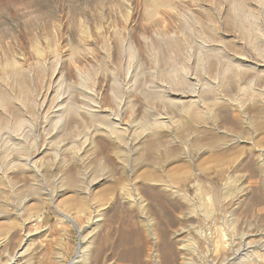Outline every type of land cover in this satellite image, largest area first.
I'll return each instance as SVG.
<instances>
[{"label":"rangeland","instance_id":"1","mask_svg":"<svg viewBox=\"0 0 264 264\" xmlns=\"http://www.w3.org/2000/svg\"><path fill=\"white\" fill-rule=\"evenodd\" d=\"M11 1L13 4L9 6L10 8L4 10L1 9L3 8L1 7L3 0L0 3V32L6 31L2 35L9 32L13 35L12 37L11 34L6 35L4 38L0 36L2 41L4 39L3 43L5 44H1L2 41H0L2 45H0L2 51H0V77L6 78L17 69L13 56L27 59L28 65H26L32 68L33 76L25 75L21 84L6 80V82L0 83V90L18 96L20 91L26 88L30 92L33 91L32 93H35L37 99L42 100L51 88L50 92L53 93L51 97L55 94L61 99H68L69 101L71 119L67 120L69 125L67 122L65 124L67 126L63 125L67 130L62 132L65 135L71 131V134L63 136L61 132L57 138L50 139L47 131L41 133L39 128L37 130V125L32 131L29 128L25 129V131L29 130L23 137L27 136L31 139L28 140L29 142L33 140L35 142L36 139L35 143H39L38 146L42 149L41 151L45 150L33 159L37 162L36 167L39 170L37 173L27 166H8L10 169L7 170L4 145L8 140L9 133L8 131L4 133L0 131V155L3 152L4 157L2 155L1 157L6 158L1 159V161H6L4 165V162H0V165L3 166H0V264L6 260L9 254L16 251L21 244L20 242H24L25 239L27 241L25 242L31 245V253L28 252L23 259V261L28 262L27 264H72L71 262L78 260L79 247H89L91 241H93V246L91 244L90 249L91 253L96 255H94L95 261L92 260L91 263L88 260L84 262L85 264H158L160 262L161 264H213V254L220 252L222 257L226 256L227 258L230 256V245L237 244V248L241 246L242 249H247L244 243L249 241L254 248L249 246L250 249L244 251V254L247 252L246 255H248L245 257L247 264L249 261L252 264H264V168L260 169L257 164L261 155V152L258 151H264V98H262L264 96L262 91L264 90V3L260 0H171L170 8H168L170 11L163 8L155 13L156 16L148 17L147 10L152 3L151 0ZM97 1L104 3L99 2L98 4ZM127 2H130V5ZM148 3L150 4L148 5ZM88 4L91 5H89L90 8ZM38 5L43 8L41 9ZM67 5L69 6L67 7ZM146 5L147 7H145ZM127 6L130 7L127 8ZM37 7L40 9L39 11ZM92 7L96 9L94 10ZM69 9H72L73 12ZM134 11L137 12V18ZM53 12L54 14H52ZM42 13H47L52 21L49 22V19L43 18V15L40 16ZM61 13L62 15H59ZM35 20H38L39 23ZM83 21L88 27H83L80 23ZM56 26L61 29L60 33L63 34L60 35V38L57 37V31H55L57 30ZM82 29L85 31L83 32ZM159 33L160 35H158ZM23 36L24 38H22ZM110 36L112 37L110 38ZM119 38L122 39L119 40ZM161 39L162 41H160ZM167 41L168 43L172 41L176 43L175 48L173 49L174 46L172 45H166L168 44ZM162 42L163 44H161ZM204 43L207 44L208 48H206L207 50L204 49L205 54L201 58L200 48L201 44ZM128 46L135 50V55L132 58ZM169 46H172V49ZM1 47L6 48L3 50ZM10 49L17 55H13ZM7 50L11 52L9 53ZM73 50H78V53L75 52L72 55ZM161 50L162 52H159ZM21 52L25 54L20 55ZM198 52L199 54H197ZM159 54L163 56H158ZM216 55L217 59L213 57ZM167 56L170 58L168 63L166 62L169 60L166 58ZM196 57L197 59H195ZM173 58L175 61H172ZM239 58L248 59L244 72L238 76L233 68L232 70L235 72L226 73L227 79L224 74L227 69L226 66L231 63H238ZM209 59H212L213 62ZM250 62L262 66L255 67ZM174 63L175 66L179 65L178 68L176 66L179 72L175 70ZM181 63L185 66H182ZM131 65L136 69L133 68L134 70H132ZM164 69L165 71L170 70L166 72L173 73L176 71L178 75L187 77L189 84L183 91L188 93L196 91L201 95L207 94L208 97L202 96L209 99L213 95L205 91L211 85L214 87L216 97L219 98V104H211L212 107L209 106L206 110L202 107L197 109L196 106L197 108L189 110L190 113L183 114L182 106L175 107L176 110L174 106L168 108L165 105L167 107L165 109L161 102L149 100L146 95L147 92L150 93L153 90V92H158L162 89H165L164 92L167 90L174 92L173 90H175L167 77L169 74L164 72ZM128 71L134 74L135 71H138L137 78L132 79L133 75L129 74ZM252 80L256 83L251 82ZM86 81L91 83L88 84ZM249 83L250 85H248ZM247 85L252 87L254 91L249 90L250 92L240 94L241 88L249 89ZM204 87L206 88L204 89ZM94 90L95 93H93ZM160 92L163 93V90ZM116 93L120 95L119 103L121 101L126 106L120 107L122 108V119L125 122L126 120L127 122L134 120L137 124L134 123L135 126H138V128L135 127L137 140L133 139L132 143H128L125 136L122 137L123 139L114 141L109 134L106 133V135L103 131V134H100L101 130L97 131L92 125L93 123L90 124L92 121L88 122V116L84 115V111L82 112L83 109L91 107L96 110L95 107L97 106L101 107V110L95 114L101 116L109 115L107 112L110 110L118 111L120 104L118 106L116 103L113 105L114 94L117 95ZM89 97L92 98L89 99ZM90 101L93 102L90 103ZM15 102L12 101V106H8L4 111H2L3 107H0V121L2 120V123L3 121L7 124L11 123L12 120L10 119L16 113H20L21 119L28 120L31 116L30 108L28 110L22 108L21 104ZM86 104L90 107H87ZM214 105L216 107H213ZM75 106L77 107L75 108ZM55 109L57 110V108ZM131 109H133V113ZM56 110L53 111L56 112ZM77 110L81 113L79 114ZM98 110L96 111L98 112ZM245 115L250 119L248 120L250 129H245V132L242 133L244 135L238 134V130L231 133L230 119H234V116L237 121L241 122ZM82 116L83 118H81ZM107 119L110 121L113 117H107ZM107 119L105 118V120ZM81 121L88 122L92 125L87 123L91 128L85 129ZM41 122L36 123L40 125ZM157 122L158 124H156ZM77 126L82 131L81 133L76 129ZM156 126L158 127L156 128ZM77 130L79 135L75 133L78 132ZM89 130L92 131L89 146L88 144L85 145L83 150L81 147V150L75 147L74 150L69 144L68 149L66 147L67 152H65L66 150L64 153L59 152V155L56 156L54 153L55 141L67 140L69 137L68 141L71 140V143L78 136H84ZM31 132L35 137H32ZM94 132H96L97 137L93 135ZM236 133L238 137H235L237 136ZM70 135H77V137L72 136L70 139ZM47 138L50 140L47 141ZM45 140L46 142H44ZM49 141L53 144L51 150H48L47 145H45ZM251 142H255L254 147L248 144ZM132 147L134 148L132 149ZM115 149L121 155L116 153L117 150ZM251 149L252 151H250ZM252 153L254 155H251ZM124 164L126 169L123 168ZM147 176L152 178L149 180L146 178ZM135 188H137L138 193ZM139 192L145 200L146 208L150 209V213L146 209V221L139 217L137 209L134 208V203L131 202L132 199L134 201L137 198ZM56 207L75 218L81 225L82 231L74 228L67 220H62L55 210ZM97 220L100 221L96 222ZM167 222L169 224H166ZM151 225L152 227H150ZM145 226L148 228L145 229ZM27 232L29 233L28 237ZM251 236L253 237L251 238ZM83 237L85 238L83 239ZM189 243L191 245H187ZM179 244L181 245L179 246ZM185 245L192 248L191 254L193 256L185 250ZM256 251L258 255L255 254ZM172 254L175 256L179 254V256L175 257Z\"/></svg>","mask_w":264,"mask_h":264},{"label":"bare ground","instance_id":"2","mask_svg":"<svg viewBox=\"0 0 264 264\" xmlns=\"http://www.w3.org/2000/svg\"><path fill=\"white\" fill-rule=\"evenodd\" d=\"M37 1V0H36ZM39 1V0H38ZM48 1V0H47ZM77 1V0H76ZM89 1V0H88ZM104 1V0H103ZM103 1H101V2H103ZM123 1V0H122ZM148 1V0H147ZM152 1V3L150 4V3H148V5L150 4V6L148 7L149 9L147 10V15H148V17H152L153 15L154 16H156L155 15V13H157L160 9H163V8H170L169 7V4H170V1L171 0H151ZM260 1H262L263 3H264V0H260ZM2 2V0L0 1V3ZM19 2H20V0H19ZM24 2V1H23ZM49 2V1H48ZM81 2V1H80ZM98 2V4H99V2L100 1H97ZM100 2V3H101ZM131 2V1H130ZM129 2V3H130ZM137 2V1H136ZM145 2V1H144ZM175 2V1H174ZM33 3H34V1H33ZM40 3V2H39ZM38 3V4H39ZM53 3V2H52ZM63 3V2H62ZM65 3H66V1H65ZM83 3V2H82ZM85 4H86V2H84ZM88 3V2H87ZM104 3V2H103ZM108 3V2H107ZM121 3V2H120ZM128 3V2H127ZM128 3V4H129ZM13 3H12V1L11 0H3V2H2V5L3 6H1V7H3V8H1L2 10H4L5 8H8L10 5H12ZM41 4V3H40ZM55 4H57V3H55ZM68 4V3H67ZM98 4H96V5H98ZM106 4V3H105ZM132 4V3H131ZM137 4V3H136ZM142 4V3H141ZM144 4H147V3H144ZM48 5V4H47ZM54 5V4H53ZM60 5H62V4H60ZM73 5V4H72ZM79 5V4H78ZM90 4H88V6H89ZM101 5V4H100ZM99 5V6H100ZM103 5V4H102ZM101 5V6H102ZM120 5V4H119ZM122 5V4H121ZM125 5V4H124ZM130 5V4H129ZM244 5V4H243ZM31 6V5H30ZM39 6V5H38ZM55 6V5H54ZM69 5H67V7H68ZM71 6V5H70ZM91 6V5H90ZM90 6H89V8H90ZM139 6V5H138ZM171 6H173L172 4H171ZM34 7V6H33ZM39 7H41V6H39ZM44 7H46V6H44ZM49 7V6H48ZM52 7V6H51ZM61 7V6H60ZM74 7V6H73ZM96 7V6H95ZM98 7V6H97ZM130 7V6H129ZM128 6H127V8H129ZM144 7V6H143ZM145 7H147V5L145 6ZM10 8V7H9ZM8 8V9H9ZM38 8V7H37ZM43 7H41V9H42ZM58 8V7H57ZM93 9H94V7H92ZM101 8V7H100ZM103 8V7H102ZM141 8V7H140ZM24 9H25V7H24ZM27 9V8H26ZM31 9V8H30ZM34 9V8H33ZM74 9V8H73ZM96 9V8H95ZM94 9V10H95ZM132 9V8H131ZM139 9V8H138ZM29 10V9H28ZM40 9L38 8V11H39ZM71 10V12H73L72 11V9H69V11ZM76 10V9H75ZM74 10V12L75 13H77L76 11ZM86 10V9H85ZM169 10V9H168ZM171 10H172V7H171ZM30 11V10H29ZM33 11H35V10H33ZM37 11V12H38ZM54 11V10H53ZM98 11V10H97ZM106 11V10H105ZM108 11V10H107ZM136 11V10H135ZM134 11V12H135ZM138 11V10H137ZM143 11V10H142ZM141 11V13H143ZM164 11V10H163ZM170 11V10H169ZM176 11V10H175ZM1 12V11H0ZM4 12V11H3ZM84 12H86V11H84ZM92 12V11H91ZM131 12V11H130ZM133 12V13H134ZM161 12H162V10H161ZM166 13L168 12L167 10L165 11ZM34 13V12H33ZM63 13H64V11H63ZM81 13V12H80ZM90 13V12H89ZM101 13V12H100ZM139 13V12H138ZM145 13V12H144ZM28 14H29V12H28ZM52 14H54V12L52 13ZM68 14H70L69 12H68ZM73 14V13H72ZM161 14V13H160ZM2 15V14H1ZM16 15V14H15ZM43 15V16H42ZM48 15H49V13H48ZM59 15H62V13L61 14H59ZM73 15H75V14H73ZM93 15V14H92ZM91 15V16H92ZM136 15H137V12H135V17H136ZM142 15V14H141ZM168 15V14H167ZM25 16V15H24ZM30 16H31V14H30ZM29 16V17H30ZM36 16V15H35ZM40 16H42L43 18H46V19H49V18H51L50 16L48 17L47 16V13H42ZM45 16V17H44ZM55 16H56V14H55ZM79 16V15H78ZM129 16V15H128ZM33 17V16H32ZM31 17V18H32ZM38 17H39V15H38ZM53 17H54V15H53ZM56 17H58V16H56ZM71 17H74V16H72L71 15ZM89 17V16H88ZM102 17V16H101ZM104 17V16H103ZM109 17V16H108ZM130 17V16H129ZM147 17V16H146ZM2 18V17H1ZM7 18V17H6ZM18 18V17H17ZM23 18H25V17H23ZM37 18V17H36ZM81 18V17H80ZM137 18V17H136ZM165 18V17H164ZM41 19V18H40ZM52 19V18H51ZM53 19H55V18H53ZM65 19H68V18H65ZM82 19H84L83 17H82ZM151 19V18H150ZM152 19H154V18H152ZM16 20H18V19H16ZM27 20V19H26ZM44 20V19H43ZM57 20H58V18H57ZM63 20V19H62ZM74 20V19H73ZM107 20V19H106ZM129 20V19H128ZM21 21V20H20ZM36 21V20H35ZM38 21V20H37ZM36 21V22H37ZM50 21H52V20H50L49 19V22ZM54 21V20H53ZM77 21V20H76ZM86 21V20H85ZM154 21V20H153ZM160 21V20H159ZM48 22V23H49ZM56 22V21H55ZM60 22V21H59ZM64 22V21H63ZM75 22V21H74ZM88 22V21H87ZM128 22V21H127ZM154 22H156V21H154ZM153 22V23H154ZM164 22V21H163ZM6 23V22H5ZM27 23V22H26ZM30 23V22H29ZM33 23V22H32ZM37 23H39V22H37ZM42 23V22H41ZM53 23V22H52ZM57 23H58V21H57ZM66 23H67V21H66ZM72 23V22H71ZM77 23V22H76ZM80 23H82V25H83V27H88V26H86V24H85V22L83 21V22H80ZM88 23H90V22H88ZM152 23V24H153ZM162 23V22H161ZM17 24V23H16ZM34 24V23H33ZM43 24H45V23H43ZM59 24V23H58ZM61 24H62V22H61ZM107 24V23H106ZM127 24H129V22L127 23ZM5 25V24H4ZM12 25V24H11ZM24 25V24H23ZM29 25V24H28ZM47 25H49V24H47ZM73 25V24H72ZM93 25V24H92ZM97 25V24H96ZM21 26V25H20ZM43 26V25H42ZM41 26V27H42ZM60 26H62V25H60ZM127 26V25H126ZM151 26V25H150ZM2 27H5V26H2ZM15 27V26H14ZM19 27V26H18ZM27 27V26H26ZM38 27V26H37ZM58 27H59V25H58ZM57 26H56V29L57 30H55V31H57V37H59L60 38V35H63V34H61L60 33V31H61V29H59ZM69 27V26H68ZM79 27H80V25H79ZM6 28H8V27H6ZM5 28V29H6ZM16 28H17V26H16ZM100 28V27H99ZM126 28H129V27H126ZM131 28V27H130ZM26 29V28H25ZM29 29V28H28ZM42 29H44V28H42ZM47 29V28H46ZM63 29V28H62ZM86 29V28H85ZM106 29V28H105ZM13 30V29H12ZM24 30V29H23ZM81 30V29H80ZM93 30V29H92ZM97 30V29H96ZM125 30V29H124ZM2 31V30H1ZM19 31V30H18ZM40 31V30H39ZM44 31H45V29H44ZM43 31V32H44ZM64 31V30H63ZM82 31H83V29H82ZM85 31V30H84ZM83 31V32H84ZM130 31V30H129ZM3 32V31H2ZM2 32H0L1 33V37L3 36V38H4V36H6V35H10L11 33L9 32H7L8 34H5V35H2V34H4V32H6V31H4L3 33ZM47 32V31H46ZM65 32H66V30H65ZM68 32H69V30H68ZM95 32V31H94ZM115 31L113 30V33H114ZM100 33V32H99ZM105 33V32H104ZM15 34V33H14ZM22 34H24V33H22ZM22 34H21V36H22ZM82 34V33H81ZM81 34H79L81 37H82V35ZM85 34H86V32H85ZM90 34V33H89ZM116 34V33H115ZM120 34V33H119ZM19 35V34H18ZM46 35V34H45ZM94 35V34H93ZM114 35V34H113ZM121 35V34H120ZM158 35H160V33L158 34ZM161 35H163V34H161ZM13 35L11 34V37H12ZM26 36H28V35H26ZM104 36V35H103ZM0 37V38H1ZM8 38H9V36H7ZM6 37V38H7ZM16 37H17V35H16ZM20 37V36H19ZM18 37V38H19ZM85 37V36H84ZM112 36H110V38H111ZM114 37H115V35H114ZM161 36H159V38H160ZM7 38V39H8ZM22 38H24V36L22 37ZM21 38V39H22ZM38 38V37H37ZM83 38V37H82ZM86 38V37H85ZM94 38H95V36H94ZM162 38V37H161ZM166 38V37H165ZM7 39H5V40H7ZM12 39V38H11ZM16 39V38H15ZM84 39V38H83ZM93 39V38H92ZM101 39V38H100ZM120 39H122V38H119V40ZM163 40H164V38H162ZM162 39L160 40V41H162ZM168 39V38H167ZM16 40H18V39H16ZM111 40V39H110ZM158 40V39H157ZM171 40H172V38H171ZM170 40V41H171ZM174 40V39H173ZM0 41H2V38H1V40ZM3 41H4V39H3ZM3 41H2V43L1 44H3V45H5L4 43H3ZM8 41V40H7ZM37 41V40H36ZM49 41V40H48ZM82 41V40H81ZM90 41V40H89ZM112 41V40H111ZM123 41V40H122ZM130 41V40H129ZM27 42V41H26ZM46 42V41H45ZM50 42V41H49ZM56 42V41H55ZM91 42V41H90ZM93 42V41H92ZM104 42V41H103ZM132 42V41H131ZM151 42H152V40H151ZM173 42V41H172ZM168 43V41H167V43L168 44H166V45H172V46H174V47H172V46H169L170 47V49H174L175 48V44L176 43ZM203 42V41H202ZM208 42V41H207ZM211 42V41H210ZM7 43V42H6ZM37 43V42H36ZM109 43V42H108ZM117 43V42H116ZM128 43V42H127ZM166 43V42H165ZM0 44V45H1ZM27 44H28V42H27ZM121 44V43H120ZM130 44V43H129ZM132 44V43H131ZM155 44V43H154ZM159 44V43H158ZM161 44H163V42L161 43ZM198 44V43H197ZM43 45V44H42ZM50 45H52L51 43H50ZM94 45V44H93ZM110 45V44H109ZM123 45V44H122ZM152 45V44H151ZM181 45V44H180ZM199 45V44H198ZM2 46V45H1ZM11 48H13V46H11V45H9ZM16 46V45H15ZM25 46V45H24ZM28 46V45H27ZM132 46V45H131ZM131 46H128V47H130V57L132 58V56L133 55H135V50H134V48L133 47H131ZM159 46H165V45H159ZM30 47H32V46H30ZM37 47V46H36ZM87 47H90V45H87ZM124 47V46H123ZM152 47V46H151ZM172 47V48H171ZM177 47H178V45H177ZM177 47H176V49H177ZM198 47V46H197ZM2 48V47H1ZM6 48V47H5ZM4 48V49H5ZM54 48V47H53ZM92 48V47H91ZM109 48H111L110 46H109ZM159 49H160V47H158ZM189 48V50H190V47H188ZM199 48V47H198ZM206 48H208V46H207V44H201V48H200V55L202 56L201 58H203V54H205V51H204V49H206ZM3 49V48H2ZM3 49V50H4ZM32 49H33V47H32ZM37 49V48H36ZM65 49V48H64ZM69 49V48H68ZM81 49V48H80ZM157 49V48H156ZM158 49V50H159ZM165 49V48H164ZM167 49H168V47H167ZM187 49V48H186ZM11 51H12V49H10ZM13 50H15V49H13ZM20 50V49H19ZM18 50V51H19ZM45 50V49H44ZM70 50H72V49H70ZM79 50V49H78ZM77 50V51H78ZM179 50H180V48H179ZM178 50V51H179ZM207 50V49H206ZM212 50H213V48H212ZM0 51H1V49H0ZM8 51V50H7ZM11 51H8L9 53L11 52ZM23 51H25L24 49H23ZM56 51V50H55ZM76 50H73L71 53H72V55L75 53V52H77ZM82 51V50H81ZM84 51V50H83ZM125 51V50H124ZM165 51V50H164ZM168 51H171V50H168ZM167 51V52H168ZM187 51H188V49H187ZM198 51H199V49H198ZM211 51V50H210ZM2 52V51H1ZM0 52V53H1ZM4 52V51H3ZM7 52V53H8ZM40 52V51H39ZM46 52V51H45ZM62 52V51H61ZM66 52V51H65ZM80 52V51H79ZM159 52H162V50L161 51H159ZM172 52V51H171ZM171 52H169V53H171ZM175 52V51H174ZM180 52V51H179ZM194 52H195V50H194ZM197 52V51H196ZM215 52V51H214ZM5 53V52H4ZM8 53V54H9ZM12 53H13V51H12ZM12 53H11V55H12ZM78 53V52H77ZM175 53H177V52H175ZM174 53V54H175ZM184 53V52H183ZM20 55H24L22 52L21 53H19ZM57 54V53H56ZM80 54V53H79ZM90 54V53H89ZM89 54H87V55H89ZM190 54V53H189ZM197 54H199V52L197 53ZM207 54H208V52H207ZM2 55V54H1ZM13 55H17V54H15V52L13 53ZM83 55V54H82ZM177 55V54H176ZM192 55V54H191ZM196 55V54H195ZM52 56V55H51ZM54 56V55H53ZM62 56H64V55H62ZM69 56H70V54H69ZM158 56H163V55H161V54H159ZM240 56V55H239ZM65 57V56H64ZM72 57V56H71ZM129 57V58H130ZM175 58H176V56H174ZM188 57V56H187ZM213 57H216L215 59H217V55L216 56H213ZM242 57V56H241ZM7 58V57H6ZM13 58H15V59H13L14 61H15V67H17V69L16 70H14V72H10L11 73V75H8L6 78L5 77H0V83H3V82H6V80L8 81V80H11V81H13L15 84H18V83H22V81H23V79H24V77H25V75H28L29 77H32L33 76V71H32V68H30L29 66H27L28 64H27V59H25V58H22V57H18V56H13ZM73 58V57H72ZM166 58H168V56L166 57ZM177 58H178V55H177ZM210 58V57H209ZM46 59V58H45ZM45 59H43V60H45ZM61 59V58H60ZM159 59V58H158ZM169 60L168 61H166L167 63L170 61V58H168ZM174 59V58H173ZM195 59H197V57L195 58ZM200 59V58H199ZM213 59V58H212ZM212 59H209V60H212ZM12 60V61H13ZM42 60V61H43ZM59 60V59H58ZM128 60H130V59H128ZM133 60V59H132ZM155 60V59H154ZM166 60V59H165ZM165 60H163V61H165ZM201 60V59H200ZM252 60V59H251ZM6 61V60H5ZM47 61H48V59H47ZM131 61V60H130ZM172 61H175V59L174 60H172ZM207 61V60H206ZM248 61V59H241V58H239V61H238V63H236V64H234V63H231L230 65H228V66H226L227 67V69L225 70V72H224V74L226 75V73H229V72H235V73H238V76L241 74L242 75V73L244 72V70H245V64H246V62ZM8 62V61H7ZM11 62V61H10ZM165 62V63H166ZM180 62H181V60H180ZM205 62V61H204ZM212 62H213V60H212ZM51 63V62H50ZM58 63V62H57ZM166 63V64H167ZM173 63V62H172ZM172 63H169V64H172ZM200 63V62H199ZM211 63V62H210ZM250 63H252V62H250ZM8 64V63H7ZM13 64V63H12ZM27 64V65H26ZM32 64V63H31ZM52 64V63H51ZM56 64V63H55ZM178 64V63H177ZM202 64V63H201ZM206 64V63H205ZM208 64V63H207ZM212 64H214V63H212ZM252 64H254L255 65V67H260V66H262V65H260V64H257V63H252ZM63 65V64H62ZM157 65H159V64H157ZM164 65V64H163ZM181 65H182V63H181ZM184 65V64H183ZM182 65V66H183ZM197 65V64H196ZM57 66V65H56ZM177 66V65H176ZM176 66H175V63H174V67H175V70H177L176 69ZM179 66V65H178ZM178 66H177V68H178ZM185 66V65H184ZM223 66V65H222ZM5 67H7V66H5ZM127 67H128V65H127ZM130 67V66H129ZM131 67H132V65H131ZM174 67H172V68H174ZM254 67V66H253ZM252 67V68H253ZM8 68H9V66H8ZM78 68V67H77ZM136 69L135 67H132V70H134V69ZM140 68V67H139ZM160 68V67H159ZM168 68V67H167ZM171 68V69H172ZM202 69H203V67H201ZM200 68V69H201ZM205 68V67H204ZM221 68H223V67H221ZM234 68V70H232ZM114 69V68H113ZM131 69V68H130ZM166 69V68H165ZM165 69H164V72H166L165 71ZM183 69V68H182ZM7 70V69H6ZM9 70V69H8ZM128 70V69H127ZM139 70V69H138ZM174 70V69H173ZM184 70V69H183ZM182 70V71H183ZM223 70V69H222ZM232 70V71H231ZM10 71H11V69H10ZM108 71V70H107ZM126 71V70H125ZM131 71V70H130ZM168 71H170V70H168ZM178 72H179V70H177ZM181 71V72H182ZM188 71V70H187ZM186 71V72H187ZM203 71V70H202ZM247 71V70H246ZM2 72H3V70H2ZM1 72V73H2ZM129 72V71H128ZM163 72V71H162ZM164 72H163V74H164ZM185 72V71H184ZM6 73H7V71H6ZM109 73V72H108ZM131 73V75H133V78L132 79H134L135 80V78H137V74H138V71H135V74L133 73V72H129V74ZM166 73H168L169 75L167 76L168 78H169V82H171L172 84L171 85H173V87H174V89L175 90H173L174 92H168L169 90H167V92H164L165 91V89H162L163 90V93L162 92H160V91H162V90H158V92H153V91H151L150 93H148L147 92V98L149 99V100H157V101H159V102H161L162 104H164V107H165V105L169 108V106H174V108L176 107L177 108V106H178V108H179V106H182L181 108H182V112H183V114L184 113H187V112H189V110L190 109H192V108H197V109H200V107H202L203 109L205 108V110H206V108L208 107L209 108V106H211V104L213 105V104H215L216 103V105H217V103H218V101H219V98L218 97H216L217 95H215L216 93L214 92V87H212L211 85H209V87L207 88V90L205 91V92H208V94L210 93V95L212 94L213 96L211 97V98H209V99H207L206 97H204L203 98V96H207V94H205V95H201V93H198V92H192V93H188V92H186L185 90L183 91V89H185L186 88V86L189 84V81H188V79H187V77H183V76H181V75H178V73L175 71V72H173V73H170V72H166ZM183 73V72H182ZM223 73V72H222ZM235 73H234V75H235ZM60 74V72L58 73V75ZM81 74V73H80ZM129 74H128V76H129ZM162 74V75H163ZM187 74V73H186ZM56 75V74H55ZM83 75H84V73H83ZM162 75H161V77H162ZM167 75V74H166ZM165 75V76H166ZM218 75V74H217ZM237 75V74H236ZM257 75V74H256ZM4 76H6V75H4ZM80 76V75H79ZM78 76V77H79ZM82 76V75H81ZM220 76H222V75H220ZM224 76V75H223ZM130 77V76H129ZM160 77V76H159ZM217 77V76H216ZM226 77H227V75H226ZM83 78V77H82ZM163 78V77H162ZM219 78V77H218ZM235 78V77H234ZM59 79H60V77H59ZM64 79V78H63ZM138 79H140V78H138ZM193 79V78H192ZM227 79H228V77H227ZM251 79V78H250ZM86 80V79H85ZM217 80V79H216ZM10 81V82H11ZM88 81V80H87ZM86 81V83H88ZM136 81H137V79H136ZM218 81H219V79H218ZM228 81V80H227ZM254 80H252L251 82H253ZM60 82V81H59ZM216 82V81H215ZM222 82H223V80H222ZM255 82V81H254ZM91 82H89L88 84H90ZM137 83V82H136ZM139 83V82H138ZM211 83H212V80H211ZM217 83V82H216ZM224 83H226V82H224ZM256 83V82H255ZM254 83V84H255ZM15 84H14V88H15ZM25 84V83H24ZM83 84V83H82ZM119 84V83H118ZM214 84V83H213ZM10 85V84H9ZM112 85V84H111ZM136 85V84H135ZM139 85V84H138ZM137 85V86H138ZM207 85V86H208ZM248 85H250V83L248 84ZM247 85V86H248ZM18 87H19V85H17ZM21 86V85H20ZM59 86H62V85H59ZM119 86V85H118ZM204 86V85H203ZM219 86V85H218ZM252 86V85H251ZM8 87V86H7ZM7 87H5L6 89H7ZM22 87V86H21ZM24 87V86H23ZM194 87V86H193ZM249 87V86H248ZM10 88V87H9ZM140 88V87H139ZM160 88V87H159ZM206 87H204V89H205ZM50 89L51 88H49V90L46 92V94L43 96V99L41 100V99H37V97H36V95H35V93H32V92H30V91H28L29 89H26V88H23L22 90L21 89H19V90H21L20 91V93L18 94V96H16V95H13V94H8V93H4L3 91L4 90H0V107H3V110L2 111H4V109H7L8 108V106H10L11 105V103H12V101L13 102H17L19 105L21 104V107L22 108H25V109H27L28 110V108H30L31 109V116L29 117V119L28 120H26L25 118L24 119H21L20 118V113L18 114V113H16L15 115H14V117L13 118H11L10 120H12L11 121V123H8L7 124V122L6 123H4L5 121H3V123H2V120L0 121V131L1 132H7L8 131V133H9V135L7 136L8 137V140L6 141V143H5V145H4V156L7 158V162H6V164H7V168H8V166H12V167H19V166H21V167H25V166H27V167H31L33 170H35L37 173L39 172V170L37 169V162L36 161H33V159L37 156V155H39V154H41V153H43L45 150H43V151H41L42 149H40L39 148V146H38V144L37 143H35L37 140L35 139V142H34V140L30 143L28 140H31V139H29L27 136L24 138L23 137V135L26 133V132H28V130L30 129L31 131L32 130H34V128H35V126H36V128H37V130H38V128L41 130V133L42 132H44V131H47L48 132V137H50V139H52V138H57L58 137V135L62 132V131H64L65 130V126H67V125H65L66 124V122H67V120H69V119H71V113H70V107H69V101H68V99H61L58 95H53L52 97H51V95L53 94V93H51L50 92ZM60 89V88H59ZM142 89V88H141ZM140 89V90H141ZM146 89V88H145ZM155 89V88H154ZM195 89V88H194ZM194 89H193V91H194ZM217 89V88H216ZM215 89V90H216ZM240 89V88H239ZM238 89V90H239ZM10 90V89H9ZM14 90V89H13ZM18 90V91H19ZM134 90V89H133ZM143 90H144V88H143ZM147 90V89H146ZM156 90H157V88H156ZM155 90V91H156ZM254 91L253 90V88L252 87H249V89L248 88H241V92H240V94L242 93H244L245 94V92H248V91ZM139 91V90H138ZM149 91V90H148ZM203 91V90H202ZM218 91V90H217ZM249 91V92H250ZM263 92H264V90H262ZM6 92V91H5ZM9 92V91H8ZM58 92V91H57ZM57 92H56V94H57ZM63 92V91H62ZM83 92V91H82ZM135 92V91H134ZM133 92V93H134ZM137 92V91H136ZM146 92V91H145ZM219 92H220V90H219ZM9 93H11V92H9ZM93 93H95V90L93 91ZM97 93V92H96ZM131 93V92H130ZM140 93V92H139ZM142 93V92H141ZM197 93V94H196ZM204 93V92H203ZM255 93V92H254ZM254 93H252V94H254ZM58 94H59V92H58ZM91 95H92V93H90ZM98 94V93H97ZM117 94V93H116ZM135 94V93H134ZM256 94V93H255ZM260 94H261V92H260ZM259 94V95H260ZM61 95V94H60ZM87 95V94H86ZM209 95V96H210ZM226 95V94H225ZM262 95V94H261ZM67 96V95H66ZM134 96V95H133ZM255 96V95H254ZM88 97V96H87ZM208 97V96H207ZM259 97V96H258ZM63 98V97H62ZM72 98V97H71ZM80 98V97H79ZM78 98V99H79ZM82 98V97H81ZM90 98H92V97H89V99ZM97 98V97H96ZM133 98V97H132ZM223 98V97H222ZM231 98H232V96H231ZM244 98V97H243ZM255 98V97H254ZM262 98H264V96H262ZM261 98V99H262ZM83 99V98H82ZM94 99V98H93ZM98 99V98H97ZM119 99H120V95L119 94H117V95H115L114 94V103H113V105L116 103L117 104V106L119 105V108H118V111H109V110H107V111H109V112H107L109 115H104V116H101L100 114H95V113H99V111L101 110V107H99V106H97V107H95V108H97L96 110H98V112L96 111V110H94V108L93 107H91V108H87V107H90V106H87V104H86V108L87 109H83L82 110V112L84 111V115L85 116H88V119H89V121L88 122H90V121H92L90 124H92L93 126H94V128L97 130V131H100L101 130V132H100V134L102 133V131L104 132V134H109L110 136H111V138L112 139H114V141L116 140V141H118V140H120L123 136H125V137H127V139H128V143H132L133 142V139H136V136H135V134H136V128L135 127H137L138 128V126H135V121L134 120H131V122H127V120H126V122L122 119L123 117L121 116V110H122V108H120V107H122V106H124V103H122L121 101H120V103H119ZM92 100V99H91ZM121 100V99H120ZM128 100V99H127ZM252 100V99H251ZM112 101V100H111ZM236 101V100H235ZM262 101V100H261ZM15 102V103H16ZM93 102V101H92ZM91 101H90V103H92ZM97 102V101H96ZM158 102V103H159ZM228 102H229V100H228ZM234 102V101H233ZM239 102V101H238ZM244 102V101H243ZM85 103V102H84ZM87 103V102H86ZM95 103V102H94ZM98 103V102H97ZM97 103H95V104H97ZM127 103H129V102H127ZM127 103H126V105H127ZM235 103H237V102H235ZM235 103H233L234 105H235ZM262 103V102H261ZM161 104V105H162ZM219 104V103H218ZM239 104V103H238ZM74 105V104H73ZM89 105V104H88ZM98 105H100V104H98ZM129 105H130V103H129ZM128 105V106H129ZM131 105H133V104H131ZM12 106V105H11ZM81 106H83V105H81ZM102 106V105H101ZM188 106V107H187ZM197 106V107H196ZM77 106H75V108H76ZM85 107V106H84ZM124 107H126V106H124ZM130 107V106H129ZM129 107H127V108H129ZM133 107V106H132ZM134 107H135V105H134ZM167 107H165V109L167 108ZM212 107V106H211ZM213 107H216L215 105L213 106ZM36 108H38V110H36ZM55 108H57V110L55 109ZM83 108V107H82ZM116 108V107H115ZM127 108H125V109H127ZM162 108H163V106H162ZM173 108V107H172ZM173 108V109H174ZM175 108V109H176ZM180 108V109H181ZM201 108V109H202ZM207 108V109H208ZM246 108V107H245ZM1 109V108H0ZM29 109V110H30ZM241 109V108H240ZM244 109V108H243ZM9 110V109H8ZM53 110H56V112L55 111H53ZM80 111H81V108L79 109ZM116 110V109H115ZM132 110V113H133V109H131ZM130 110V111H131ZM135 110V109H134ZM168 110V109H167ZM171 110V109H170ZM177 110V109H176ZM234 110V109H233ZM242 110V109H241ZM5 111H7V110H5ZM13 111V110H12ZM22 111V110H21ZM124 111V110H123ZM173 111V110H172ZM203 111V110H202ZM11 112V111H10ZM14 112H16V111H14ZM13 112V113H14ZM27 112V111H26ZM74 112H75V110H74ZM77 112L79 113V111L77 110ZM125 112H126V110H125ZM5 113V112H4ZM27 113H29V112H27ZM81 113V112H80ZM79 113V114H80ZM173 113V112H172ZM190 113V112H189ZM188 113V114H189ZM206 113V112H205ZM244 113V112H243ZM6 114V113H5ZM9 114V113H8ZM18 114V115H17ZM78 114V115H79ZM149 114V113H148ZM147 114V115H148ZM181 114V113H180ZM183 114H181V115H183ZM204 114V113H203ZM73 115V114H72ZM83 115V114H82ZM132 115V114H131ZM186 115V114H185ZM190 115V114H189ZM192 115V114H191ZM8 115H6V117H7ZM10 116H11V114H10ZM10 116H8L9 118H10ZM28 116H29V114H28ZM124 116V115H123ZM167 116V115H166ZM166 116H165V118H166ZM188 116V115H187ZM209 116V115H208ZM6 117H5V119H6ZM107 117H113V119L112 120H110V121H108V119H107ZM131 117H133V116H131ZM130 117V118H131ZM163 117V116H162ZM9 118H8V120H9ZM15 118V119H14ZM41 120H40V119ZM81 118H83V116L81 117ZM105 118L107 119V120H105ZM149 118V117H148ZM152 118V117H151ZM156 118V117H155ZM155 118H154V120H155ZM169 119H170V117H168ZM207 118V117H206ZM227 118H229V117H227ZM233 118L234 119H230L231 121V133H232V131L233 132H236L237 130L240 132H237L238 134H242L243 132H245V129L247 130V129H250V123H249V121L248 120H250V119H248L247 118V116L245 115L244 117H243V120L241 121V122H239V121H237L235 118L236 117H234L233 116ZM80 119V118H79ZM85 119H86V117H85ZM104 119V120H103ZM7 120V121H8ZM9 120V121H10ZM83 120V119H82ZM142 120V119H141ZM160 120V119H159ZM158 120V121H159ZM171 120V119H170ZM38 121H42L41 123H40V125L39 124H37L36 122H38ZM75 121V120H74ZM84 121V120H83ZM83 121H81V122H83ZM157 121V120H156ZM228 121V120H227ZM70 122V121H69ZM71 122H72V120H71ZM80 122V123H81ZM87 122V123H88ZM142 122H144V121H142ZM146 122V121H145ZM68 123V122H67ZM86 123V121L85 122H83V123H81V124H84V128L86 129H90L91 127L90 126H92V125H90L89 123V125ZM135 123V124H134ZM140 124V123H139ZM156 124H158V122L156 123ZM164 124V123H163ZM252 124V123H251ZM63 125H65V126H63ZM68 125H69V123H68ZM80 125V124H79ZM137 125V124H136ZM147 125V124H146ZM244 125H245V127H244ZM254 125V124H253ZM71 126V125H70ZM69 126V127H70ZM82 126V125H81ZM89 126V127H88ZM97 126V127H96ZM103 126V127H102ZM141 126V125H140ZM139 126V127H140ZM143 126V125H142ZM155 126V125H154ZM255 126V125H254ZM73 127V126H72ZM76 127V126H75ZM158 126H156V128H157ZM26 128H29V129H27V131H25V129ZM68 128V127H67ZM93 128V129H94ZM148 128V127H147ZM146 128V129H147ZM76 129H78L79 131H80V128H78V126H77V128ZM84 129V130H85ZM95 129L93 130V131H95ZM155 129V128H154ZM153 129V130H154ZM67 130V129H66ZM65 130V131H66ZM70 130V129H69ZM77 130V131H78ZM83 130V131H84ZM140 130V129H139ZM141 130H143V129H141ZM242 132H241V131ZM64 131V132H65ZM79 131L78 132H75V133H79ZM86 131V130H85ZM96 131V132H97ZM138 131V130H137ZM82 131H80V133H81ZM96 132H94V134L93 135H95V133ZM143 132V131H142ZM39 133V132H38ZM74 133V134H75ZM85 133V132H84ZM141 133V132H140ZM235 134V135H237V136H235V137H238V134ZM7 134V133H6ZM61 134H63V132L61 133ZM66 134H67V136L69 135V134H71V131L69 132V134L68 133H65V135L63 134V136H66ZM72 134H73V132H72ZM91 134H92V131H87L86 132V134H84V136H78L77 137V135L76 136H73V137H77L76 138V140H74V141H72L71 143H70V141H68L69 140V137L67 138V140H64L63 139V141L60 139V140H57V141H55L56 142V144H55V142H54V146H56L55 147V154H56V156H58L59 155V152H63L64 153V151L66 150V147L69 145V144H71L72 146V148H74V150H75V147H77V149L79 150L80 149V147H81V149L83 150V148L85 147V145H87L88 143L89 144H91V138L90 137H92L91 136ZM97 134H98V132H97ZM103 134V133H102ZM106 134V135H107ZM31 135H32V137H35V135L31 132ZM34 135V136H33ZM41 135V134H40ZM39 135V136H40ZM45 136H46V134H44ZM43 135V136H44ZM79 135V134H78ZM99 135V134H98ZM234 135V134H233ZM242 135H244V134H242ZM255 135V134H254ZM60 136V135H59ZM72 136L70 135V139L72 138ZM96 136V135H95ZM250 136V135H249ZM249 136H247V137H249ZM97 137V136H96ZM95 137V138H96ZM1 138V137H0ZM27 138V139H26ZM30 138H31V136H30ZM63 138H65V137H63ZM3 139V138H2ZM7 139V138H6ZM49 138H47V141L48 140H50ZM66 139V138H65ZM75 139V138H74ZM93 139H94V137H93ZM123 139V138H122ZM125 139V138H124ZM127 139H126V141H127ZM43 140H44V138H43ZM54 140V139H53ZM52 140V141H53ZM73 140V139H72ZM137 140V139H136ZM233 140V139H232ZM237 140H239V139H237ZM59 141V142H58ZM68 141V142H67ZM93 141V140H92ZM112 141V140H111ZM252 141V140H251ZM39 142V141H38ZM44 142H46V140L44 141ZM235 142H236V140H235ZM1 143V142H0ZM105 143V142H104ZM233 143H234V141H233ZM237 143V142H236ZM239 143V142H238ZM247 143V142H246ZM89 144H88V146H89ZM120 144V143H119ZM249 145H252V147H254V145H255V142L253 143V142H251V143H248ZM45 145H47V149L48 150H51V149H53V144L51 143V141H49V143H47V144H45ZM237 145V144H236ZM1 146V145H0ZM87 146V147H88ZM94 146H95V144H94ZM131 146V145H130ZM3 147V146H2ZM43 147H44V144H43ZM63 147H65V148H63ZM109 147V146H108ZM119 147V146H118ZM42 148V147H41ZM45 149H46V147H44ZM63 148V149H62ZM109 148H111V147H109ZM108 148V149H109ZM114 148V147H113ZM112 148V149H113ZM122 148V147H121ZM134 147H132V149H133ZM251 148V147H250ZM3 149V148H2ZM46 149V150H47ZM67 149H68V147H67ZM69 149H71V148H69ZM76 149V150H77ZM80 149V150H81ZM72 150V149H71ZM114 150V149H113ZM115 150H117V149H115ZM125 150H126V148H125ZM54 151V150H53ZM52 151V152H53ZM122 151V150H121ZM250 151H252V149L250 150ZM65 152H67V150L65 151ZM137 152V151H136ZM255 152V151H254ZM257 152V151H256ZM261 155L259 156L260 157V159H259V161H258V166L260 167V169L261 168H264V151L263 150H260V151H258ZM3 153V152H2ZM2 153H1V155H2ZM69 153H71V152H69ZM115 153V152H114ZM116 153H119V151L117 150V152ZM251 153V152H250ZM55 154H53V155H55ZM66 154V153H65ZM120 154V153H119ZM123 154H125L124 152H123ZM123 154H122V156H123ZM128 154V153H127ZM130 154V153H129ZM248 154V153H247ZM1 155H0V162L1 163H3L4 161H1V159H3V157H1ZM52 155V156H53ZM121 155V154H120ZM143 155V154H142ZM244 155V154H243ZM251 155H254V153H252ZM119 156V155H118ZM132 156V155H131ZM256 156H258V155H256ZM255 156V157H256ZM117 157V156H116ZM125 157V156H124ZM253 157V156H252ZM259 157H257V158H259ZM6 158H4V159H6ZM55 158V157H54ZM56 158H58V157H56ZM126 158V157H125ZM3 159V160H4ZM109 159V158H108ZM123 159V158H122ZM131 159V158H130ZM256 159V158H255ZM38 160V159H37ZM61 160V159H60ZM132 160V159H131ZM62 161V160H61ZM125 161V160H124ZM123 161V162H124ZM5 162L3 163V165L5 164ZM83 162V161H82ZM122 162V161H121ZM120 162V163H121ZM127 163V162H126ZM131 163V162H130ZM245 163V162H244ZM90 165V164H89ZM244 165V164H243ZM0 166H2V165H0ZM125 166V164L123 165V168H125L124 167ZM3 167V166H2ZM5 167V166H4ZM11 167V168H12ZM105 168V167H104ZM4 169H6V168H4ZM10 168H8L7 170H9ZM122 169V168H121ZM126 169V168H125ZM0 170H1V167H0ZM6 170V171H7ZM18 170V169H17ZM24 170H26V169H24ZM111 170V169H110ZM11 171V170H10ZM112 171V170H111ZM264 171V170H263ZM9 172V171H8ZM7 172V173H8ZM13 172V171H12ZM11 172V173H12ZM3 173H5V172H3ZM93 173H94V171H93ZM14 174V173H13ZM156 175V174H155ZM143 177H144V174L142 175ZM150 176V175H149ZM35 177V176H34ZM138 177V176H137ZM154 177H156V176H154ZM96 178V177H95ZM139 178V177H138ZM146 178H148L149 180L152 178V177H146ZM163 178V177H162ZM3 179V178H2ZM1 179V180H2ZM154 179V178H153ZM140 180H142V179H140ZM157 180V179H156ZM93 181V180H92ZM147 181V180H146ZM153 181V180H152ZM151 181V182H152ZM10 182V181H9ZM94 182V181H93ZM145 182V181H144ZM154 182V181H153ZM156 182V181H155ZM138 183V182H137ZM10 184V183H9ZM127 185V184H126ZM159 185V184H158ZM130 186V185H129ZM136 186V185H135ZM141 186V185H140ZM154 186H156V185H154ZM171 186V185H170ZM127 188V187H126ZM130 188H131V186H130ZM258 188V187H257ZM260 188V187H259ZM136 190H137V188H135ZM167 189V188H166ZM234 189V188H233ZM142 189H141V187H140V191H141ZM172 190V189H171ZM263 190V189H262ZM130 191V190H129ZM132 191V190H131ZM152 191V190H151ZM155 191V190H154ZM159 191H160V188H159ZM158 191V192H159ZM164 191V190H163ZM166 191V190H165ZM143 192H144V190H143ZM177 192H178V189H177ZM253 192L255 193V191L253 190ZM124 193V192H123ZM137 193H138V190H137ZM136 193V194H137ZM174 194V193H173ZM178 194V193H177ZM261 194V193H260ZM117 199V198H116ZM126 199V198H125ZM146 199V198H145ZM52 200V199H51ZM133 200V199H132ZM131 200V202H133L134 203V208H136L137 209V212L139 213V217L142 219V218H144V220L146 219V215H147V210L149 211L150 209H148V208H146L147 206H146V204H145V200H144V198L140 195V192H139V194L137 195V198L136 199H134V201H132ZM124 202V201H123ZM241 202V201H240ZM129 203H130V201H129ZM187 203V202H186ZM130 205H132V204H130ZM148 207H149V205H148ZM147 209V210H146ZM16 210V209H15ZM56 212H57V214L62 218V220L63 219H65V220H67L68 221V223L69 224H71L74 228H76L77 230H79V231H82L81 230V225H79V223L77 222V220H75V218H73V217H70L68 214H65L64 212H62L63 210H60L59 208H57L56 207ZM17 212V211H16ZM149 213H150V211H149ZM242 213V212H241ZM245 213V212H244ZM239 214V213H238ZM240 215H242V214H240ZM149 216V215H148ZM239 216V215H238ZM100 217V216H99ZM236 217V216H235ZM234 217V218H235ZM241 217V216H240ZM240 217H238V218H240ZM246 217V216H245ZM253 217V216H252ZM139 218V219H140ZM247 219V218H246ZM163 220V219H162ZM169 220V219H168ZM250 220V219H249ZM98 221H100V220H97L96 222H98ZM103 221V220H102ZM138 221V220H137ZM146 221V220H145ZM240 221V220H239ZM236 222H237V220H236ZM242 222V221H241ZM142 223V222H141ZM157 223V222H156ZM165 223V222H164ZM239 223V222H238ZM237 223V224H238ZM105 224V223H104ZM139 224V223H138ZM145 224H147V223H145ZM166 224H169L168 222L166 223ZM236 224V225H237ZM101 225V224H100ZM103 225V224H102ZM142 225H143V223H142ZM156 225V224H155ZM158 225V224H157ZM239 225V224H238ZM243 225V224H242ZM108 226V225H107ZM141 226V225H140ZM96 227V226H95ZM137 227V226H136ZM143 227V226H142ZM146 227L147 226H145L144 228L146 229ZM150 227H152V225L150 226ZM166 227V226H165ZM99 228V227H98ZM104 228V227H103ZM148 228V227H147ZM168 228V227H167ZM232 228V227H231ZM101 229V228H100ZM136 230V229H135ZM152 230V229H151ZM264 230V229H263ZM106 231V230H105ZM140 231V230H139ZM136 232H138V231H136ZM203 232V231H202ZM236 232V231H235ZM260 232V231H259ZM28 233V232H27ZM94 233V232H93ZM139 233V232H138ZM137 233V234H138ZM150 233V232H149ZM156 234V233H155ZM165 234H167L166 232H165ZM95 235V234H94ZM152 235V234H151ZM158 235V234H157ZM160 235V234H159ZM163 235V234H162ZM179 235V234H178ZM198 235H200V234H198ZM248 235V234H247ZM29 236V233L27 234V237ZM103 236V235H102ZM139 236V235H138ZM153 236H154V234H153ZM201 236V235H200ZM157 237V236H156ZM162 237V236H161ZM249 238H250V236H248ZM253 236H251V238H252ZM85 237H83V239H84ZM166 238V237H165ZM263 238V237H262ZM3 239V238H2ZM156 239V238H155ZM197 239H198V237H197ZM248 239V238H247ZM256 239V238H255ZM264 239V238H263ZM262 239V240H263ZM4 240V239H3ZM30 240V239H29ZM87 240V239H86ZM189 239H187V241H188ZM201 240V239H200ZM199 240V241H200ZM246 240V239H245ZM25 241H26V239H25ZM20 242L21 244L19 245V248L14 252V253H12V254H9L7 257H6V260L4 261V262H2V264H27L28 262L27 261H23V259L27 256V253L28 252H30V250H31V248H30V246L31 245H28L26 242ZM88 241V240H87ZM91 241V240H90ZM89 241V242H90ZM178 241V240H177ZM186 241V240H185ZM205 241V240H204ZM258 241V240H257ZM189 242V241H188ZM250 242V241H249ZM244 243V244H246V247H247V249L249 248V246H251V248L253 247L254 248V246H253V244H251V242L250 243ZM262 242V241H261ZM93 243V241H91L90 242V245ZM164 243V242H163ZM184 243V242H183ZM237 243V242H236ZM185 244V243H184ZM193 244V243H192ZM34 245V244H33ZM32 245V246H33ZM87 245V244H86ZM89 245V244H88ZM90 245H89V247L87 246V247H79V253H78V256H77V258H78V260L77 261H74V262H71L72 264H83L84 262H87L88 260L91 262L92 260H94L95 261V253H91V249H90ZM181 244H179V246H180ZM187 245H191L190 243L189 244H187ZM92 246H93V244H92ZM91 246V247H92ZM156 246V245H155ZM170 246V245H169ZM237 246V244L235 245V244H232V246L230 245V256L229 257H227L226 258V256L224 257H222V254L220 253V252H218V254L217 253H215V254H213V256H212V263L213 264H245V262H246V264H247V260H245V257H247L248 255H246L247 254V252H246V254H244V251H247V249H242V247L240 246V247H236ZM5 247V246H4ZM34 247V246H33ZM98 247H99V245H98ZM196 247V246H195ZM263 247H264V245H263ZM14 248H16V247H14ZM93 248H95V247H93ZM168 248V247H167ZM182 247H180V249H181ZM185 250L187 251V252H189V254H191V247H189V246H186L185 245ZM33 249V248H32ZM183 249V248H182ZM195 249V248H194ZM250 249V248H249ZM263 249V248H262ZM94 250V249H93ZM96 250V249H95ZM99 250V249H98ZM155 250H156V248H155ZM184 250V249H183ZM215 250H217V249H215ZM97 251V250H96ZM166 251V250H165ZM180 251H182V250H180ZM195 251H196V249H195ZM264 251V250H263ZM92 252H94V251H92ZM152 252H154V251H152ZM169 252V251H168ZM167 252V253H168ZM250 252V251H249ZM253 252V251H252ZM251 252V253H252ZM31 253V252H30ZM151 253V252H150ZM165 253V252H164ZM258 253H259V251H258ZM63 254V253H62ZM170 254V253H169ZM208 254V253H207ZM249 254V253H248ZM254 254V253H253ZM256 255H258L257 254V251H256V253H255ZM30 255V254H29ZM95 255V256H94ZM173 255V254H172ZM171 255V256H172ZM192 255V254H191ZM261 255V254H260ZM263 255V254H262ZM59 256H60V254H59ZM63 256V255H62ZM150 256H151V254H150ZM173 256H175V254L173 255ZM176 256H179V254L178 255H176ZM175 256V257H176ZM193 256V255H192ZM31 257V256H30ZM58 257V256H57ZM164 257V256H163ZM40 258V257H39ZM64 258V257H63ZM188 258H190V257H188ZM187 258V259H188ZM192 258V257H191ZM194 258V257H193ZM260 258V257H259ZM258 258V259H259ZM47 259H50V258H47ZM154 259V258H153ZM164 259V258H163ZM163 259H162V261H163ZM173 259V258H172ZM186 259V258H185ZM263 259V258H262ZM157 260H160V259H157ZM169 260V259H168ZM190 260V259H189ZM194 260V259H193ZM251 260V259H250ZM33 261V260H32ZM53 261V260H52ZM170 261V260H169ZM181 261V260H180ZM188 261V260H187ZM200 261V260H199ZM253 261V260H252ZM260 261V260H259ZM158 262V261H157ZM175 262V261H174ZM183 262H185L184 260H183ZM194 262V261H193ZM202 262V261H201ZM253 262H255V261H253ZM30 263V262H29ZM54 263V262H53ZM92 263V262H91ZM93 263H95V262H93ZM114 263V262H113ZM188 263V262H187ZM251 263V261H249L248 262V264H250ZM256 263H258L257 261H256ZM57 264V263H56ZM85 264V263H84ZM158 264H161V262L160 263H158ZM164 264V263H163ZM172 264V263H171ZM182 264H184V263H182ZM186 264V263H185ZM191 264V263H190ZM252 264V263H251ZM254 264V263H253Z\"/></svg>","mask_w":264,"mask_h":264}]
</instances>
